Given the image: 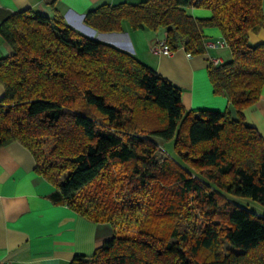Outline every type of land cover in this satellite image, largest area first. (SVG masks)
<instances>
[{
	"label": "trees",
	"instance_id": "1",
	"mask_svg": "<svg viewBox=\"0 0 264 264\" xmlns=\"http://www.w3.org/2000/svg\"><path fill=\"white\" fill-rule=\"evenodd\" d=\"M193 6L212 15L196 17ZM84 21L100 32H121L124 22L165 28L167 45L192 55L206 52L205 29L219 28L232 58L211 61L208 74L234 115L187 110L182 89L155 67L58 12L6 18L0 35L13 53L0 59V146L22 143L56 186L55 203L113 226L92 255L70 264H264V215L241 201L264 204V141L243 114L264 84V42L248 37L264 30L262 0L103 3ZM158 139H174L176 158L159 156ZM190 202L202 208L194 234L181 226Z\"/></svg>",
	"mask_w": 264,
	"mask_h": 264
},
{
	"label": "crops",
	"instance_id": "2",
	"mask_svg": "<svg viewBox=\"0 0 264 264\" xmlns=\"http://www.w3.org/2000/svg\"><path fill=\"white\" fill-rule=\"evenodd\" d=\"M140 0H0V24L16 11L33 9L54 18L63 15L71 26L85 35L113 44L137 55L182 89L187 110L234 109L224 94L215 93L208 67L213 58H232L219 28L205 29L207 50L192 55L183 48L168 56L154 50L165 39L166 29H133L124 22L121 32H100L85 23V13L103 3H138ZM196 17H209L207 8L188 7ZM264 11V0H262ZM249 42H264V30L250 32ZM215 44V46H211ZM13 53L0 35V59ZM5 88L0 81V99ZM244 118L264 141V84L258 100L243 110ZM33 153L19 141L0 146V264H70L78 254L90 256L114 235L109 222H96L66 204L55 203L51 194L56 186L36 170ZM247 207L264 215V204Z\"/></svg>",
	"mask_w": 264,
	"mask_h": 264
},
{
	"label": "rangeland",
	"instance_id": "3",
	"mask_svg": "<svg viewBox=\"0 0 264 264\" xmlns=\"http://www.w3.org/2000/svg\"><path fill=\"white\" fill-rule=\"evenodd\" d=\"M159 140V139H158ZM46 141V149L49 150L53 146V140L52 138H45ZM162 141V142H161ZM160 142V150L158 152L159 156H162L165 153V149L168 151L171 156L176 158V155H174V144L175 141L173 140H159ZM128 198H133L134 194L132 190L127 191ZM242 203L250 205V207H254L255 201L247 199V200H241ZM189 209L186 210L182 217H181V226L184 230H188L191 232V234H194L197 229H201L202 226V220L200 218L202 208L199 206L197 202H190ZM201 220V221H200ZM225 249L229 248L228 243L225 241Z\"/></svg>",
	"mask_w": 264,
	"mask_h": 264
},
{
	"label": "built area",
	"instance_id": "4",
	"mask_svg": "<svg viewBox=\"0 0 264 264\" xmlns=\"http://www.w3.org/2000/svg\"><path fill=\"white\" fill-rule=\"evenodd\" d=\"M211 46H215V44H211ZM154 50L156 52H159V53H162V54H165V55H168V56H172L174 53H175V50L171 49L167 43H166V40H162V41H159L155 46H154ZM212 61L215 63V64H220L222 63V61L219 59V58H213Z\"/></svg>",
	"mask_w": 264,
	"mask_h": 264
}]
</instances>
